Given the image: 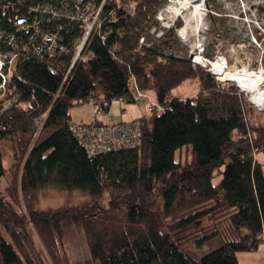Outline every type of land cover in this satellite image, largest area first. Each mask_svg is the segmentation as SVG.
<instances>
[{
	"label": "trees",
	"instance_id": "16d2710c",
	"mask_svg": "<svg viewBox=\"0 0 264 264\" xmlns=\"http://www.w3.org/2000/svg\"><path fill=\"white\" fill-rule=\"evenodd\" d=\"M164 3L109 0L106 39L93 33L72 67L84 27L68 18L59 31L68 51L26 52L16 61L0 100V264H50L36 236L52 264H242L237 253L264 242V158L255 157L264 156V124L248 122V101L235 84L141 45ZM4 7L0 28L14 31ZM192 82L197 95L174 94ZM150 98L166 108L150 110ZM116 100L146 101L147 111L132 119L141 122L140 143L91 154L71 128L86 122L75 121L73 109L93 101L108 114ZM3 147L12 150L9 167ZM184 147L189 161L176 159ZM47 189L85 198L41 206ZM75 229L89 255L73 261ZM218 236L221 245L199 259L185 251Z\"/></svg>",
	"mask_w": 264,
	"mask_h": 264
},
{
	"label": "rangeland",
	"instance_id": "374dc122",
	"mask_svg": "<svg viewBox=\"0 0 264 264\" xmlns=\"http://www.w3.org/2000/svg\"><path fill=\"white\" fill-rule=\"evenodd\" d=\"M174 0H165L164 5L156 14L157 25H153L155 32L147 36L145 43L160 53L189 58L191 52L202 53L208 59L226 58L229 68H243L250 70L264 68V0H190L187 7L177 13L171 10ZM197 9H201L198 10ZM170 10V11H169ZM195 13V14H193ZM174 16V17H173ZM186 27L185 32L183 28ZM198 28V29H197ZM141 43V41H140ZM197 65L201 66L196 62ZM208 71V67H204ZM211 72V71H210ZM212 73V72H211ZM213 74V73H212ZM216 79L220 80L216 74ZM228 84H235L245 95L248 101L247 119L251 124H264V108L251 101L248 94L237 83L229 80H220ZM197 85L183 84L174 89V94L180 97L197 95ZM5 91L0 93V100ZM98 105V104H97ZM96 104L91 101L78 105L73 109L74 119L92 121L95 116L105 118L102 114L95 115ZM104 110V109H103ZM147 111L146 101L127 102L119 101L111 105L108 115L121 121ZM5 153L4 164L9 167L12 161V150L3 147ZM256 151V150H255ZM255 157L262 160L263 153L255 152ZM189 161L192 158L190 149L184 147L178 150L176 159ZM6 179V178H4ZM220 177L215 178L218 182ZM5 181L0 183L3 189ZM41 206L49 204L59 206L65 199L82 203L84 195L73 193L68 197L65 193L54 189L40 192ZM20 205L22 203L20 202ZM22 208V207H21ZM37 247L43 251L47 263L52 264L47 256L45 247L40 238L35 237ZM222 243L220 236L207 241L202 247L195 243L185 246V251L192 257L199 259ZM71 258L79 260L89 255V248L83 234L77 229L70 232L68 244ZM242 264H264V249L259 251H245L239 254Z\"/></svg>",
	"mask_w": 264,
	"mask_h": 264
},
{
	"label": "built area",
	"instance_id": "2783aa9c",
	"mask_svg": "<svg viewBox=\"0 0 264 264\" xmlns=\"http://www.w3.org/2000/svg\"><path fill=\"white\" fill-rule=\"evenodd\" d=\"M30 1L0 0L6 8L8 21L12 23V26H16L14 27L16 29H13L15 32L7 28H0V75L2 76L0 93L5 90L13 66L23 53L57 56L69 50L67 44L59 37V31L64 27V23L60 22V19L68 18L71 21L82 23L84 27V34L75 44V55L71 67L84 50L93 33L100 35L102 40H105L107 36V32L103 28L104 18L102 15H109L104 12L109 0H59L60 3L56 5H31ZM129 1L123 0V4L126 6ZM44 24H52L53 30L50 28L42 29ZM151 32H155V28ZM38 34H41L39 38L36 37ZM145 39V36L141 38V45ZM145 45L151 47L148 42ZM188 59L194 64L197 62L193 52ZM208 68L214 74L210 67ZM142 95L141 92H138L136 98ZM150 103V110H155V108L164 110L166 108L151 98ZM102 109V106L98 104L95 107V112L102 114L105 118L96 117L89 122L71 125L72 130L89 153L114 151L123 147H133L140 143L142 135L140 120L117 121Z\"/></svg>",
	"mask_w": 264,
	"mask_h": 264
},
{
	"label": "bare ground",
	"instance_id": "6f19581e",
	"mask_svg": "<svg viewBox=\"0 0 264 264\" xmlns=\"http://www.w3.org/2000/svg\"><path fill=\"white\" fill-rule=\"evenodd\" d=\"M189 2L190 0H174L171 10L179 13L187 7ZM185 30L186 27L182 31L185 32ZM193 55L195 60L201 65L210 67L220 80H229L237 83L248 94L251 101L264 108V68L261 67L254 70L246 67L233 69L229 68L226 58L208 59L202 53H193Z\"/></svg>",
	"mask_w": 264,
	"mask_h": 264
},
{
	"label": "crops",
	"instance_id": "0c3cea01",
	"mask_svg": "<svg viewBox=\"0 0 264 264\" xmlns=\"http://www.w3.org/2000/svg\"><path fill=\"white\" fill-rule=\"evenodd\" d=\"M141 101H143V100H141ZM114 102H119V100H116V101H114ZM113 102V103H114ZM140 102V101H139ZM112 105V104H111ZM110 109H111V107H110ZM109 109V110H110ZM144 113H142V114H140V115H137V116H134V117H131V118H125V119H122V121H129V120H132V119H135V118H138V117H140L141 115H143ZM75 121H85V120H83V119H80V120H78V119H74ZM260 249H264V242L261 244V246H260V248L257 250V251H259ZM240 253H242V252H239V253H237V256H238V259H239V261L241 262V263H243L242 261H241V258H240V256H239V254ZM262 264V263H261Z\"/></svg>",
	"mask_w": 264,
	"mask_h": 264
},
{
	"label": "water",
	"instance_id": "95a60500",
	"mask_svg": "<svg viewBox=\"0 0 264 264\" xmlns=\"http://www.w3.org/2000/svg\"><path fill=\"white\" fill-rule=\"evenodd\" d=\"M203 66V65H202ZM1 81H2V76L0 75V83H1ZM239 86V85H238ZM243 90V89H242ZM244 91V90H243ZM205 101L206 102H209L210 101V99H209V97L208 96H205Z\"/></svg>",
	"mask_w": 264,
	"mask_h": 264
}]
</instances>
